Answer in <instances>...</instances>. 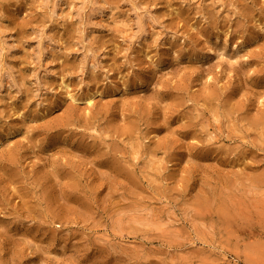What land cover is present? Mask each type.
<instances>
[{
	"label": "rangeland",
	"instance_id": "1",
	"mask_svg": "<svg viewBox=\"0 0 264 264\" xmlns=\"http://www.w3.org/2000/svg\"><path fill=\"white\" fill-rule=\"evenodd\" d=\"M0 264H264V0H0Z\"/></svg>",
	"mask_w": 264,
	"mask_h": 264
},
{
	"label": "bare ground",
	"instance_id": "2",
	"mask_svg": "<svg viewBox=\"0 0 264 264\" xmlns=\"http://www.w3.org/2000/svg\"><path fill=\"white\" fill-rule=\"evenodd\" d=\"M92 99H93V98H89V99H88L89 104L93 101Z\"/></svg>",
	"mask_w": 264,
	"mask_h": 264
}]
</instances>
